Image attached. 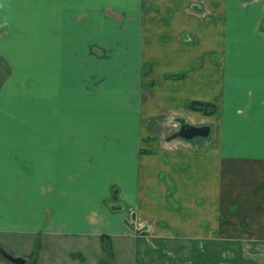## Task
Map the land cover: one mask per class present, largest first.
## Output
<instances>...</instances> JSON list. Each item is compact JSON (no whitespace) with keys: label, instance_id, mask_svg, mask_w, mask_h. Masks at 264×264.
Here are the masks:
<instances>
[{"label":"crops","instance_id":"crops-1","mask_svg":"<svg viewBox=\"0 0 264 264\" xmlns=\"http://www.w3.org/2000/svg\"><path fill=\"white\" fill-rule=\"evenodd\" d=\"M0 69L3 248L264 264V0H0ZM171 111L210 137L171 146Z\"/></svg>","mask_w":264,"mask_h":264},{"label":"rangeland","instance_id":"rangeland-1","mask_svg":"<svg viewBox=\"0 0 264 264\" xmlns=\"http://www.w3.org/2000/svg\"><path fill=\"white\" fill-rule=\"evenodd\" d=\"M5 73L6 72H4V70L0 69L1 78H4L3 75ZM169 113L170 114L164 112L163 114L166 116L163 115V118L161 119V121L170 124L169 130H167L168 132L164 131L167 133L165 134L167 136L179 129V118L187 117V120L190 123L194 120L192 115L187 114V116H183L181 113H175L172 111ZM169 115L171 122H166ZM164 130H166V127H164ZM194 140H196V138L193 140L177 138L168 141H170L169 144L171 146H174L175 144L177 145V143L190 145L193 143L191 141ZM165 142L166 140L163 141L164 144ZM129 220L135 222V227L138 229V231L135 232L136 234L145 233V231L149 229L147 223L143 224L138 222V215H136V213L132 212L129 215ZM44 240V242L47 243H44V246H41V243L38 242L40 243V251L37 255H35L37 259L38 256L40 257V253L43 254V257L45 258L42 261V264H142L139 260H136L135 253L132 251L135 249L136 243L135 240L131 238H121V241H119L117 245L113 244L111 242L112 240H107L104 243L101 238L95 239L75 235H57L54 237L47 236ZM38 243L36 244L35 249ZM27 262L28 264H34V261L32 260H27ZM0 264L12 263L3 259L0 254Z\"/></svg>","mask_w":264,"mask_h":264},{"label":"water","instance_id":"water-1","mask_svg":"<svg viewBox=\"0 0 264 264\" xmlns=\"http://www.w3.org/2000/svg\"><path fill=\"white\" fill-rule=\"evenodd\" d=\"M180 122L179 129L171 135L168 140L173 138H183L187 140H193L197 137L208 138L212 133V127L210 125H196L190 123L185 118H179ZM116 209H122V204L115 205ZM0 254L6 261H9L12 264H27V259L21 256H16L3 248L0 245Z\"/></svg>","mask_w":264,"mask_h":264},{"label":"trees","instance_id":"trees-1","mask_svg":"<svg viewBox=\"0 0 264 264\" xmlns=\"http://www.w3.org/2000/svg\"><path fill=\"white\" fill-rule=\"evenodd\" d=\"M191 106L193 109H201V110H204L207 114H210L212 113L213 111H210L209 108H214L215 110V106L214 105H211L209 103H204V102H200V101H194L191 103ZM39 243L34 251V254H37L38 253V250H39Z\"/></svg>","mask_w":264,"mask_h":264},{"label":"flooded vegetation","instance_id":"flooded-vegetation-1","mask_svg":"<svg viewBox=\"0 0 264 264\" xmlns=\"http://www.w3.org/2000/svg\"><path fill=\"white\" fill-rule=\"evenodd\" d=\"M177 139V138H176Z\"/></svg>","mask_w":264,"mask_h":264}]
</instances>
